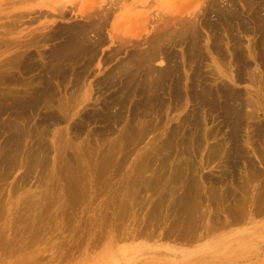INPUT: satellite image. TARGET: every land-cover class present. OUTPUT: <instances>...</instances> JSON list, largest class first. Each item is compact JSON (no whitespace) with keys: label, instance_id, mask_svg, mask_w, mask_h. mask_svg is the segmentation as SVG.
<instances>
[{"label":"rangeland","instance_id":"374dc122","mask_svg":"<svg viewBox=\"0 0 264 264\" xmlns=\"http://www.w3.org/2000/svg\"><path fill=\"white\" fill-rule=\"evenodd\" d=\"M178 1L0 0V200L3 199L0 204L4 202L6 204L0 206L4 214L0 212L2 215L0 216V219L2 218L0 220V264H229L224 258L227 252H220L223 244L228 240H231L227 243L228 253H234L232 259H236L238 264H250L253 261V264H258V261L255 262L254 259L256 257L254 252L257 253L258 250L262 253L261 257H264V239L260 241L258 238L264 235V212H258L254 208L252 216L247 218L244 216V219L239 221L229 217L230 222L222 224L223 216L235 207L237 201V204L239 203L238 199L244 196L242 194L248 192L247 203L245 197H242L243 202H241L242 198L240 199V203L244 206L239 203L240 209L243 208L244 211L249 210L252 202L256 205L264 201V195L263 198L260 197L264 193L262 191L264 189V43L262 44L264 30L259 20L255 19L258 15V18L264 22V0H257L256 4L248 5H244L239 0H215L214 8L208 9L205 20L208 19L216 25V28L202 27L199 30L200 42L193 50V54L190 52L189 42L186 44L177 40L164 46L163 53L168 49L171 54L164 57L160 55L158 58L148 60L149 62L144 61L143 57L146 58V54L150 53L149 41L154 36L157 26V24L155 26L156 18L173 16V11L176 12V9L192 10L191 0H180V5ZM187 1L191 5L188 6ZM61 5L64 6L61 8ZM220 10L225 12L236 10L239 22L237 18H234L231 24L223 22V19L221 21L219 18L221 14L218 16ZM92 20L94 23L102 22V26L97 24L98 27L93 30ZM84 23L87 26H82ZM219 23L223 25L219 26ZM79 26L92 28L91 32L90 30L87 32V42L93 46V51L87 52L91 46L88 47L85 55H81L82 57L78 55L74 47L77 45L70 42L71 40H68L64 34L71 28L72 33H68L71 36ZM99 27L100 30H98ZM221 32L224 34L221 35ZM228 37L233 41L232 39L229 41ZM61 44L64 45L61 46ZM67 45L70 46L68 51L71 53L66 52V57L56 59L55 50L61 54L69 48ZM240 50L244 52L241 53ZM233 51L236 56H233ZM237 54L243 55L240 57ZM70 56L74 58H69ZM69 60L72 62H68ZM166 69L175 70V74L172 71L171 79H167L165 83L167 85L162 87L158 97L150 98L147 94V81L154 80L155 84L157 78L166 79L164 75H160ZM178 77L180 79L177 83ZM203 84H207V87ZM224 85L225 87H220ZM180 86L181 88L178 89ZM185 86L189 87H187L188 90ZM197 87L198 89L201 87L203 91L207 90L209 92L208 94L205 92L207 96L202 90L197 91ZM216 87L220 88V92L216 91L219 90ZM49 92L52 96L48 95ZM219 93L224 94L222 98L217 95ZM203 95L205 96L202 98ZM147 96L151 99L150 101ZM32 97L38 99L33 98V100ZM211 103L215 106L220 104L224 110H222L223 107L220 109L218 106L214 107L219 108L217 111L213 110L214 105L212 104L211 107ZM242 103L243 105H239ZM226 104H233L230 106L233 109L245 107L241 108L243 112L239 113L240 115L239 111L235 112L236 115H228V120ZM138 110L140 112H137ZM234 116H236V122ZM239 116H242L241 119ZM232 122L235 125H230ZM5 126L10 129L4 128ZM229 126L233 128L236 126L239 130L234 128L237 131L231 132L233 130ZM170 134L175 135L169 137ZM229 137H231L230 140ZM198 139H201L199 145ZM235 139L237 143L234 144ZM238 146L242 149H238L239 152ZM214 147L217 149L214 150ZM186 148L187 150L190 148V151ZM162 151L163 155L167 153L165 155V158L169 157L167 160L160 155ZM221 151H224L223 154ZM240 151L245 153L241 154ZM212 152L216 156H213ZM225 152L229 153L228 156H232L227 158ZM211 153L212 155L209 156ZM159 155L166 163L161 162ZM79 159L80 161H77ZM143 162L147 169L143 167L145 166ZM231 162L234 163L233 167ZM191 164L190 168L194 167V170H189L191 171H188L189 173L186 170L183 172V166L189 167ZM176 165L182 172L178 168L174 171ZM139 168L143 171L146 169L145 176L143 171L140 173ZM227 169L230 171L229 176ZM135 170L139 172L135 173ZM159 171L163 173V177ZM176 172L181 176L174 180L179 179V182L169 178ZM66 173L70 176L67 175V177ZM155 173H159L160 178L154 177ZM135 174L139 177L142 174L146 182L142 181V178L139 183L140 179H137L139 177L133 176V178L137 177L139 183L137 184L135 178V180L130 178ZM164 174H168L166 178ZM71 175L78 176V179H71V183L73 179H76L73 181L77 182L78 186L69 185ZM128 176L131 181L132 179L134 181L128 183ZM65 177L69 178L68 181ZM161 177L166 182L162 181ZM154 178L163 186L160 187ZM193 178L199 182L196 181V184ZM213 178L218 179V182L221 179L222 181L218 183ZM82 179H84L83 182H81ZM169 179L172 184L166 186ZM184 179L188 180L184 182ZM211 179L215 181L216 184L213 182L215 185L210 182ZM150 180L151 183L153 181L159 186H157L159 190H155L157 187L153 188L155 191L152 189L156 186L155 183L151 185L152 187L149 186ZM99 181L102 182L99 183ZM189 181L194 182L191 183L193 186L196 185V190L193 191L199 196L195 195L196 198L192 194L193 198L192 195L189 198L186 197L189 203L194 200L193 204H201L197 205L200 211L195 210L194 214L199 213L201 217L199 219H203V223L200 222L202 226L195 230L191 237L186 238L178 236L174 221L180 219L182 214L179 209L183 205L181 201L188 203L187 199L184 200L183 194ZM142 182H144L143 185ZM147 182L149 184L145 187H151L152 190L144 187ZM173 182H175L174 185L176 184L174 188L178 189L177 191L173 188ZM129 184L130 186L137 184L138 188L137 186L136 190L134 186L129 188ZM224 185L229 190L232 188L237 191V193L230 191L229 195L237 200L229 196L227 199L223 197L226 200L225 203L222 202V197H219V200L216 193L217 198L212 195L214 193H210L212 196L209 197L210 200L215 197L219 201L214 202L212 199L213 203H211L208 200L210 188L218 186L219 188L215 189L220 192L223 187L225 188ZM165 186L166 189L170 187L172 190L167 192L169 190L166 191ZM163 189L167 193L164 196L167 200L159 194L160 200H166H159L161 204L166 202L160 205L157 196ZM242 189L244 193L241 192ZM256 189L263 193L258 194ZM258 195L261 201L258 200ZM178 196L183 199L180 200ZM201 196H205L204 199ZM68 198L71 201H68ZM34 200L36 202H33ZM170 203L175 205L174 208ZM220 205L221 207L227 205V208H221ZM161 206L163 207L158 211L157 207ZM3 207L7 209L3 210ZM20 210L28 212L26 214L20 212V214ZM157 211L160 213L158 214ZM213 215H219L221 223L219 221L218 224L214 220L212 223L214 226L211 225L212 230L203 227L208 224L209 217ZM56 222L63 223L59 226L55 224ZM242 235H245L246 239L237 243V237Z\"/></svg>","mask_w":264,"mask_h":264},{"label":"bare ground","instance_id":"6f19581e","mask_svg":"<svg viewBox=\"0 0 264 264\" xmlns=\"http://www.w3.org/2000/svg\"><path fill=\"white\" fill-rule=\"evenodd\" d=\"M89 1H90V0H89ZM179 1H180V0H179ZM179 1H178L177 3L180 5V2H179ZM191 1H192V2H191L192 7H193L191 11H188L187 8H186V9L184 8L185 11H184L183 9L180 10V11H179L178 9H176V12L173 11V16H168V15H167V16H163V17H159V16H158V18H156V19H157V23H155V26H156V24H157V26H156V27L154 26V27H155L154 36L152 35L153 38H151V40L149 41V42H150V47H151V48H150V53L147 52L148 54H146V58H144L145 56L143 55V56H144V57H143V60H144V61L149 62L148 60H151V59H153V58H158V57H160V55H163V57H164V55L166 56V55H168V54H171V53L169 52L168 49H167V52L165 51V53H163V52H164V46H168V43H169V42H171V43L173 42V43H174V42L177 41V40H178V42H182V43H185V42H186V44H187V42H189V49L191 50V51H190V50H189V51L191 52V54H193V53H192L193 50H195V49L197 48V46H198V44H199V42H200V34H199V30H201L202 27H203V28H204V27H205V28L207 27V28H210V29L216 28V25H214V24H213L212 22H210L208 19L205 20V18H206V14H207V12H208V9H209V8H211V9L214 8V4L216 3L215 0H191ZM212 1H214V2H212ZM239 1H242V2L244 3V5H245V4L248 5V4H253V3H255L257 0H239ZM98 2H99V1H98ZM187 2H188V6L191 5L189 1H187ZM187 2H186V3H187ZM217 2H218V1H217ZM262 2H263V1H262ZM95 3H96V1H95ZM95 3H94V4H95ZM240 3H241V2H240ZM256 3H257V2H256ZM256 3H255V4H256ZM63 4H64V3H63ZM217 4H218V3H217ZM262 4H263V3H262ZM175 5H177V4H175ZM233 5H234V4H233ZM62 6H64V5H61V8H62ZM184 6H185V5H184ZM88 7H89V5H88ZM177 7H178V6H177ZM182 7H183V6H181V8H182ZM59 8H60V6H59ZM178 8H179V7H178ZM216 8H217V7H216ZM254 8H256V6H254ZM257 8H259V6H258ZM168 9H169V8H167V10H168ZM219 9H220V7H219ZM249 9H250V8H249ZM222 10H223V9H222ZM251 10H252V9H251ZM259 10H260V9H259ZM177 11H178V12H177ZM254 11H255V10H254ZM257 11H258V10H257ZM176 13H179V14L177 15ZM238 13H240V12H238ZM249 13H250V12H249ZM160 14H161V13H160ZM174 14H176V15H174ZM184 14H186V15H184ZM219 14H221V15L219 16ZM157 15H158V14H157ZM171 15H172V14H171ZM254 15H256V14H254ZM160 16H162V14H161ZM218 16H219V18L221 19V21H222V19H223V22H227L228 24L233 23V19H234V18H237V22H239V21H238L239 16H236V10H235V12H233L232 10H230V11L227 10L226 12L220 10L219 13H218ZM90 17H91V16H90ZM258 17H259V16L256 15V16H255V19H256V20H257V19L259 20L258 22H260L261 27H262L263 30H264V22H262L263 20H260ZM260 17H261V16H260ZM100 18H102V17L100 16ZM262 18H263V17H262ZM87 19H88V18H87ZM253 20H254V18H253ZM253 20H252V21H253ZM256 20H255V22H256ZM93 21H94V20H92V22H93ZM218 21H220V20L218 19ZM88 22H89V21H88ZM90 22H91V20H90ZM96 22H97V21H96ZM214 22H215V21H214ZM234 22H235V21H234ZM86 23H87V22H86ZM93 23H94V22H93ZM203 23H205V24L203 25ZM94 24H96V25H94ZM94 24H93V30H94L95 27H98V25H99V26H102V22L94 23ZM97 24H98V25H97ZM78 25H79V24H78ZM80 25H82V24H80ZM85 25H86V24L84 23V25H82V26H85ZM91 25H92V24H91ZM222 25H223V24L219 23V26H222ZM86 26H87V25H86ZM89 26H90V25H89ZM227 26H228V27H231V28L233 27L232 25H227ZM239 26H240V24H239ZM76 27H77V26H76ZM90 27H91V26H90ZM154 27H153V28H154ZM241 27H242V26H241ZM102 28H103V27H102ZM239 28H240V27H239ZM69 29H70V30H69V31L67 30V32L65 31L64 34L66 35V37H67L68 40H71L70 42H72L73 44L77 45V47H76V46H74V47H75V49L78 51V55H79V56L83 55V54L88 50V47L90 48V46H91V48H90L87 52L90 53L91 50L93 51V48H92L93 46H92V45H89L88 42H87V41H88V40H87V39H88V38H87V37H88V36H87V35H88L87 32H88V30H90V32H91V31H92V30H91L92 28H89V27H80V26H79L78 30L75 31V33H73L71 36H70V34L68 35V33L71 32V28H69ZM97 29H98V28H97ZM100 29H101V28L99 27L98 30H100ZM234 29H235V28H234ZM236 29H237V28H236ZM145 30H146V29H145ZM153 30H154V29H153ZM227 31H229V30H227ZM232 31H233V30H232ZM232 31L230 30V32H232ZM243 31H244V30H243ZM245 31H246V29H245ZM210 32H211V31H210ZM233 32H234V31H233ZM255 32H256V31H255ZM71 33H72V32H71ZM200 33H201V32H200ZM213 33H214V35H215V31H214ZM244 33H247V32H244ZM257 33H258V32H257ZM260 33H262V32H260ZM58 34H59V33H58ZM216 34H217V32H216ZM220 34L222 35V34H224V33L221 32ZM227 34H228V33H227ZM240 34H241V33H240ZM247 34H249V33H247ZM262 34H263V33H262ZM67 35H68V36H67ZM144 35H145V34H144ZM217 35H218V34H217ZM149 36H150V35H149ZM234 36H235V35H234ZM63 37L65 38V36H63ZM147 37H148V36H147ZM53 38H54V37H53ZM224 38H225V37H224ZM233 38H234V37H233ZM236 38H237V37H236ZM225 39H226V38H225ZM228 39H229V37H228ZM231 39H232V38H231ZM231 39H229V41H231ZM226 40H227V39H226ZM224 41H225V40H224ZM232 41H233V39H232ZM239 41H240V40H239ZM239 41H238V42H239ZM64 42H66V40H65ZM68 42H69V41H68ZM147 42H148V40H147ZM234 42H237V41L234 40ZM231 43H232V42H231ZM239 43H240V42H239ZM255 43H256V41H255ZM263 43H264V42L262 41V44H263ZM92 44H94V43H92ZM213 44H214V43H213ZM233 44H235V43H233ZM241 44H242V43H241ZM62 45H64V44H61V46H62ZM65 45H66V43H65ZM94 45H95V44H94ZM214 45H215V44H214ZM226 45L228 46V44H226ZM255 45H256V44H255ZM255 45H254V46H255ZM55 46H56V45H55ZM55 46H54V47H55ZM58 46H59V45H58ZM67 46H68V45H67ZM52 47H53V46H52ZM63 47H64V46H63ZM68 47H69L68 49H65V52H64L63 49H62L61 51H63V52H62L61 54L58 53V51L55 50V52H56V54H55L56 59H57V57H63V58L66 57V55H65V54H67L66 52H69V51H70V46H68ZM208 47H209V46H208ZM212 47H213V46H212ZM217 47L219 48V46H217ZM255 47H256V46H255ZM59 48H60V47H59ZM65 48H66V47H65ZM72 48H73V46H72ZM221 48H222V47H221ZM224 48H225V47H223V49H224ZM57 49H58V48H57ZM95 49H96V48H95ZM198 49H199V48H198ZM207 49H208V48H207ZM231 49H232V48H231ZM253 49H254V48H253ZM255 49H256V48H255ZM59 50H60V49H59ZM68 50H69V51H68ZM96 50H97V49H96ZM96 50H94V51H96ZM208 50H209V49H208ZM71 51H72V49H71ZM74 51H75V50H74ZM92 51H91V52H92ZM189 51H188V52H189ZM202 51H203V50H202ZM217 51H218V50H217ZM238 51H239V50H238ZM233 52H234V51H233ZM240 52H241V50H240ZM240 52H239V53H240ZM242 52H244V50H242ZM242 52H241V53H242ZM70 53H71V52H69V54H70ZM72 53H73V52H72ZM76 53H77V52H76ZM76 53H75V54H76ZM93 53H94V52H93ZM151 53H153V54L150 55ZM195 53H197V52H195ZM195 53H194V54H195ZM217 53H218V52H217ZM220 54H221V53H220ZM230 54H231V53H230ZM243 54H244V53H243ZM243 54H241V55L237 54V55H239V56L241 57ZM246 54H247V53H246ZM19 55H20V54H19ZM23 55H24V54H23ZM84 55H85V54H84ZM149 55H150V56H149ZM234 55H235V52L233 53V56H234ZM29 56H30V55H29ZM41 56H43V55H41ZM68 56H69V55H68ZM68 56H67V57H68ZM186 56H187V55H186ZM189 56H190V55H189ZM192 56H193V55H192ZM235 56H236V55H235ZM257 56H258V55H257ZM257 56H255V57H257ZM71 57L74 58V56H70L69 58H71ZM77 57H78V56H77ZM81 57H82V56H81ZM161 57H162V56H161ZM253 57H254V56H253ZM31 58H32V57H31ZM75 58H76V57H75ZM86 58H87V57H86ZM195 58H196V56H195ZM238 58H239V57H238ZM257 58H258V57H257ZM81 59H82V58H81ZM89 59H90V58H89ZM91 59H92V58H91ZM13 60H14V58H13ZM23 60H24V59H23ZM66 60H68V58H66ZM72 60H74V59H72ZM82 60H83V59H82ZM190 60H191V59H190ZM243 60H244V57H243ZM228 61H229V60H228ZM258 61H259V60H258ZM19 62H21V61H19ZM68 62L71 63L72 61L69 60ZM241 62H242V58H241ZM244 62H245V61H243V64H244ZM23 63H24V62H23ZM23 63H22V64H23ZM218 63H219V62H218ZM229 63H230V62H229ZM12 64H13V63H12ZM26 64H27V63H26ZM222 64H223V63H222ZM19 65H20V63H19ZM87 65H88V64H87ZM229 65H231V64H229ZM244 65H245V64H244ZM143 66H144V65H143ZM199 66H200V65H199ZM58 67H59V66H58ZM145 67H146V65H145ZM45 68H46V67H45ZM53 68H55V66H54ZM68 68H69V67H68ZM148 68H149V66H148ZM149 69H152V68L150 67ZM162 69L164 70V68H162ZM52 70H53V69H52ZM74 70H75V69H74ZM83 70H84V69H83ZM153 70H154V69H153ZM160 70H161V69H160ZM64 71H65V70H64ZM150 71H152V70H150ZM150 71H148V72L150 73ZM172 71H173L174 74H175V70H173V69H172V70H171V69H166L164 72H161L160 75H164V76L166 77V79L163 78V77L157 78L155 84H154V80L151 81V82H148V81H147V84H146V87L148 88V93H147V94L150 96V98H153V97L156 98V97H158L157 95H158L159 92L161 91L162 87L167 85V84H165L166 81H167V79H171L170 76L173 74ZM176 71H178V70H176ZM27 72H28V71H27ZM56 72H57V71H56ZM157 72H158V71H157ZM237 72H238V71H237ZM239 72H240V71H239ZM239 72H238V73H239ZM241 72H242V71H241ZM59 73H60V72H59ZM77 73H78V72H77ZM79 73H80V72H79ZM79 73H78V74H79ZM138 73H139V71H138ZM153 73H154V72H153ZM60 74H61V73H60ZM62 74H63V73H62ZM240 74H241V73H240ZM136 75H137V74H136ZM160 75H159V76H160ZM197 75H198V74H197ZM235 75H236V74H235ZM79 76H81V75H79ZM159 76H158V77H159ZM200 76H201V74H200ZM61 77H62V76H61ZM139 77H140V76H139ZM45 78H46V77H45ZM201 78H202V76H201ZM16 79H17V78H16ZM40 79H41V78H40ZM136 79H137V78H136ZM179 79H180V77L177 78V81H176L177 83H178V80H179ZM203 79H204V78H203ZM193 80L195 81V79H193ZM242 80H243V79H242ZM202 81L204 82V80H202ZM23 82H24V80H23ZM25 82H26V81H25ZM137 82L141 83L140 81H137ZM199 83H201V81H200ZM204 83H206V82H204ZM27 84H28V83H27ZM183 84H184V83H183ZM197 84H198V83H197ZM25 85H26V84H25ZM137 85H138V84H137ZM170 85H171V84H170ZM201 85H202V84H201ZM203 85H205V84H203ZM206 85H207V84H206ZM206 85H205V86H206ZM136 87H137V86H136ZM182 87H183V86H182ZM185 87H186V86H185ZM187 87H188V86H187ZM187 87H186V89H187ZM201 87H202V86H201ZM201 87H199V89H200ZM206 87H207V86H206ZM220 87L223 88V87H225V85H224V86H220ZM179 88H181V86L178 87V89H179ZM188 88H189V87H188ZM195 88H196V87H195ZM202 88H203V87H202ZM216 88H217V87H216ZM169 89H170V88H169ZM183 89H184V88H183ZM192 89H193V88H192ZM199 89H198V87H197V91H199ZM205 89H206V88H205ZM217 89H219V90H216V91L220 92V88H217ZM227 89H228V88H227ZM136 90H137V89H136ZM174 90H175V89H174ZM187 90H188V89H187ZM187 90H186V91H187ZM200 90H202V89H200ZM212 90H214V89H212ZM212 90H211V91H212ZM224 90H225V88H224ZM202 91H203V90H202ZM214 91H215V90H214ZM221 91H222V89H221ZM54 92H55V91H54ZM168 92H169V91H168ZM180 92H181V91H180ZM190 92H191V88H190ZM192 92H193V91H192ZM192 92H191V93H192ZM203 92H204V94H206L208 91H207V90H206V91L204 90ZM205 92H206V93H205ZM232 92H233V91H232ZM232 92H230V93H232ZM38 93H39V92H38ZM40 93H41V91H40ZM43 93H44V92H43ZM47 93H48V92H47ZM50 93H51V92H49L48 95H51ZM186 93H188V92H186ZM186 93H184V94H186ZM195 93H197V92H195ZM208 93H209V92H208ZM208 93H207V94H208ZM216 93H217V92H216ZM233 93H234V92H233ZM233 93H232V94H233ZM41 94H42V93H41ZM41 94H40V99H42V98H41ZM45 94H46V93H45ZM168 94H169V93H168ZM171 94H172V93H171ZM174 94H175V93H174ZM188 94H189V93H188ZM188 94H187V95H188ZM197 94H198V93H197ZM207 94H206V96H207ZM222 94H223V93H222ZM222 94L219 93V94H217V95H218V96L220 95L221 98H222ZM46 95H47V94H46ZM46 95H45V96H46ZM169 95H170V94H169ZM182 95H183V94H182ZM199 95H200V94H199ZM209 95H210V94H209ZM211 95H212V94H211ZM211 95H210V96H211ZM223 95H224V94H223ZM37 96H38V94H37ZM51 96H52V95H51ZM51 96H49V97L52 98ZM175 96H176V95H175ZM177 96H178V95H177ZM204 96H205V95H203V96H201V97L203 98ZM210 96H209V97H210ZM173 97H174V96H173ZM197 97H198V96H197ZM201 97H200V98H201ZM33 98L36 99L35 97H32V99H33ZM47 98H48V96H47ZM147 98H148V96H147ZM159 98H160V97H159ZM178 98H180V96H178ZM212 98H213V97H212ZM218 98H219V97H218ZM34 99H33V100H34ZM37 99H38V98H37ZM37 99H36V100H37ZM54 99H55V98H54ZM148 99H149V98H148ZM196 99H197V98H196ZM213 99H214V98H213ZM224 99H225V98H224ZM224 99H223V100H224ZM36 100H35V101H36ZM55 100H57V99H55ZM150 100H151V99H149V101H150ZM153 100H154V99H153ZM193 100H194V99H193ZM223 100H222V101H223ZM29 101H31V100H29ZM29 101H28V102H29ZM149 101H148V102H149ZM159 101H160V99H159ZM47 102H48V101H47ZM152 102H153V101H152ZM154 102H155V100H154ZM156 102H157V100H156ZM163 102H164V101H163ZM192 102H193V101H192ZM202 102H203V101H202ZM229 102H230V101H229ZM235 102H236V101H235ZM238 102H239V101H238ZM32 103H33V102H32ZM32 103H31L30 105H32ZM34 103H35V102H34ZM36 103H37V102H36ZM51 103H53V102H51ZM198 103H199V102H198ZM209 103H210V102H209ZM218 103H219V102H218ZM240 103H241V102H240ZM158 104H159V102H158ZM160 104H161V103H160ZM207 104H208V103H207ZM212 104L214 105V106H213V110L216 109V108H214V107H217V106H218L219 108H220V107H223V106H221L220 104H219L220 106H219V105L215 106L214 103H211V104H210L211 107H212ZM233 104L236 106L235 103H233ZM233 104H231V105H233ZM34 105H35V104H34ZM153 105H154V104H153ZM200 105H202V104H200ZM200 105H199V106H200ZM222 105H223V104H222ZM226 105H227V104H226ZM228 105H229V104H228ZM228 105L225 107V111H226V113H227V115H226L227 117H228V115H236V113H237L238 111H239L238 114H239V113L242 114V112H243L242 109L246 106L245 103H244L245 106H243V108L240 107V108L236 109V108L234 107L235 109H233V108L230 107L231 105H229V106H228ZM237 105H238V104H237ZM239 105H243V103H242V104H239ZM56 106H57V105H56ZM224 106H225V105H224ZM28 107H29V106H28ZM33 107H34V106H33ZM237 107H238V106H237ZM200 108H201V107H200ZM202 108H204V107H202ZM205 108H206V107H205ZM219 108H217V109H219ZM241 108H242V109H241ZM25 109H26V108H25ZM209 109H210V108H209ZM217 109H216V111H217ZM220 109H221V108H220ZM22 110H23V109H22ZM198 110H199V109H198ZM222 110H224V107L222 108ZM222 110H219V111L221 112ZM51 111H52V110H51ZM53 111H54V110H53ZM49 112H50V111H49ZM131 112H132V111H131ZM137 112H140V110H138ZM141 112H142V111H141ZM235 112H236V113H235ZM63 114H64V112H63ZM221 114H222V113H221ZM45 115H46V114H45ZM45 115H44V116H45ZM49 115H52V114H49ZM193 115H194V114H193ZM222 115H225V114L223 113ZM239 115H240V114H239ZM93 116H94V115H93ZM98 116H99V115H98ZM101 116H102V115H101ZM135 116H136V115H135ZM226 116H225V118H226ZM237 116H238V115H237ZM248 116H249V115H248ZM41 117H42V116H41ZM49 117H50V116H49ZM51 117L53 118L54 116H51ZM96 117H97V116H96ZM96 117H95V118H96ZM235 117H236V116H234V119H235V122H236V118H235ZM241 117H242V116H241ZM241 117L239 116L240 119H241ZM190 118H191V119H190ZM190 118H188V120H189V119L192 120V117H190ZM195 118H196V117H195ZM195 118H194V119H195ZM225 118H224V119H225ZM230 118H231V116H230ZM239 118H237V119H239ZM133 119H134V118H133ZM232 119H233V118H232ZM232 119H231V120H232ZM245 119H246V118H245ZM61 120H62V119H61ZM180 120H181V119H180ZM183 120H184V119H183ZM185 120H186V119H185ZM228 120H229V117H228ZM42 121H43V120H42ZM57 121H58V120H57ZM225 121H226V123H227V120H225ZM232 121L234 122V120H232ZM197 122H199V121H197ZM197 122H196V123H197ZM233 122H232L230 125H232V124L235 123V122H234V123H233ZM237 122L240 123V121H238V120H237ZM82 123H83V122H82ZM115 123H117V122H115ZM192 123H193V122H192ZM192 123H191V124H192ZM194 123H195V122H194ZM239 123H236V124L239 125ZM184 124H185V123H184ZM228 124H229V123H228ZM80 125H81V124H80ZM194 125H195V124H194ZM196 125H198V124H196ZM234 125H235V124H234ZM240 125H241V124H240ZM78 126H79V125H78ZM197 127H199V126H197ZM229 127H230V126H229ZM4 128H7V129H8L9 127H6V126H5ZM77 128H78V127H77ZM79 128H80V127H79ZM79 128H78V129H79ZM81 128H82V127H81ZM81 128H80V129H81ZM230 128L233 130V131H231V132H234V131H235L234 128H237V127L235 126V127L233 128V126H231ZM9 129H10V128H9ZM237 129H238V128H237ZM18 130H19V129H17V131H18ZM238 130H239V129H238ZM4 131H5V130H4ZM4 131H3V132H4ZM17 131H15V132H17ZM19 131H20V130H19ZM197 131H198V130H197ZM199 131H200V130H199ZM236 131H237V130H236ZM236 131H235V132H236ZM5 132H6V131H5ZM231 132H230V133H231ZM238 132H239V131H238ZM176 133H177V132H176ZM18 134H19V132H18ZM198 134H199V132H198ZM231 134H232V133H231ZM15 135H16V137H17V134H16V133H15ZM15 135H14V137H15ZM171 135L174 136L175 134H174V135H173V134H170L169 137H172ZM196 135H197V134H196ZM196 135H195V136H196ZM232 136L234 137L233 134H232ZM11 137H13V136H11ZM19 137H21L20 134H19ZM175 137H176V136H175ZM235 137H236V136H235ZM187 138H188L187 140L190 141L189 137H187ZM193 138H194V137H193ZM198 138H199V137H198ZM230 138H231V137H229V140H230ZM180 139H181V138H180ZM180 139H179V140H180ZM182 139H183V138H182ZM182 139H181V140H182ZM195 139H197V138H195ZM16 140H18V139H16ZM198 140H199V141H198V145H199L201 139H198ZM234 141H235V142H234ZM14 142H15V141H14ZM195 142H197V141H195ZM164 143H165V142H164ZM182 143H184V141H183ZM233 143H234V144L237 143V142H236V139L233 140ZM13 144H14V143H13ZM13 144H11V145H13ZM18 144H19V143H18ZM165 144H167V143H165ZM168 144H169V143H168ZM225 144H226V143H225ZM225 144H224V145H225ZM14 145H15V144H14ZM16 145H17V144H16ZM42 145H43V144H42ZM42 145H40V146H42ZM163 145H164V144H163ZM163 145H162V146H163ZM189 145H191V144H189ZM219 145H220V148H221V144H219ZM196 146H197V144H196ZM6 147H7V146H6ZM10 147H11V146H10ZM10 147H9V148H10ZM18 147H19V146H18ZM168 147H169V145H168ZM185 147H186V146H185ZM187 147H188V146H187ZM189 147H190V146H189ZM238 147H239V146H238ZM13 148H14V146H13ZM42 148H43V147H42ZM164 148H165V147H164ZM166 148H167V146H166ZM194 148H195V147H194ZM215 148L217 149V147H214V150H215ZM223 148H224V147H223ZM189 149H190V148H188V150H187V148H186L187 151H190ZM230 149H231V148H229V150H230ZM238 149H241V148L239 147V148H237V150H238ZM9 150H10V149H9ZM20 150H21V149H20ZM221 150H222V149H221ZM241 150H242V149H241ZM10 151H12V150H10ZM10 151H9V152H10ZM16 151H17V150H16ZM169 151H170V150H169ZM184 151H185V150H184ZM216 151H217V150H216ZM216 151H215V152H216ZM224 151H225V150H224ZM224 151H223V152H224ZM227 151H228V150H227ZM20 152H21V151H20ZM164 152H165V151H164ZM221 152H222V151H221ZM223 152H222V154H223ZM229 152H230V151H229ZM235 152H237V151H235ZM238 152H239V150H238ZM240 152H242L241 154H243L244 151H240ZM6 153H7V152H6ZM29 153H30V152H29ZM182 153H183V152H182ZM182 153H181V154H182ZM212 153H214V152H212ZM212 153H211L209 156H211ZM217 153H218V152H217ZM225 153H227V152H225ZM225 153H224V154H225ZM231 153H232V152H231ZM244 153H245V152H244ZM159 154H160V152H159ZM166 154H167V153H166ZM166 154H165V155H166ZM168 154H169V153H168ZM172 154H173V153H172ZM185 154H187V153H185ZM188 154H189V153H188ZM188 154H187V155H188ZM191 154H192V153H191ZM191 154H190V155H191ZM2 155H3V153H2ZM5 155H6V154H5ZM14 155H15V154H14ZM24 155H25V154H24ZM29 155H30V154H29ZM151 155H153V154H151ZM156 155L158 156V154H156ZM156 155H155V158H157ZM160 155H163V151H162V154H160ZM160 155H159V156H160ZM165 155H163L162 158H165V157H166ZM187 155H185V156H187ZM228 155H229V153L226 154V157H227ZM15 156H16V155H15ZM71 156H72V155H71ZM86 156H87V155H86ZM175 156H176V155H175ZM213 156H216V154L214 153ZM231 156H232V155H231ZM231 156H228L227 158H230ZM7 157L9 158L10 155L7 156ZM27 157H28V154H27ZM27 157H26V158H27ZM35 157H36V156H35ZM76 157H79V155H78V156L76 155ZM147 157H148V156H147ZM152 157H154V156H152ZM179 157H180V155H179ZM190 157H191V156H190ZM234 157H235V155H234ZM2 158H3V157H2ZM4 158H5V156H4ZM39 158H40V157H39ZM79 158H81V156H80ZM143 158H144V157H143ZM158 158L161 159V156L158 157ZM168 158H169V157H167V158H165V159L167 160ZM181 158H182V157H181ZM5 159H6V158H5ZM16 159H17V158H16ZM37 159H38V158H37ZM41 159H42V157H41ZM74 159H75V158H74ZM165 159H164V160H165ZM212 159H213V158H212ZM214 159H215V158H214ZM214 159H213V160H214ZM233 159H235V158H233ZM246 159H247V158H246ZM6 160H7V159H6ZM45 160H46V159H45ZM143 160H144V159H143ZM166 160H165V161H166ZM226 160H227V159H226ZM230 160H231V159H230ZM7 161H8V160H7ZM30 161H31V160H30ZM30 161H29V162H30ZM71 161H72V160H71ZM77 161H80V159L77 160ZM84 161H85V160H84ZM105 161H106V160H105ZM145 161H146V160H145ZM148 161H149V160H148ZM162 161H163V160L161 159V162H162ZM231 161H232V160H231ZM234 161H235V160H233V162H234ZM13 162H14V161H13ZM73 162H74V161H73ZM161 162H160V160H159V163H161ZM163 162H164V161H163ZM227 162H229V161H227ZM251 162H252V161H251ZM44 163H46V162L44 161ZM68 163H69V162H68ZM78 163H79V162H78ZM81 163H82V162H81ZM81 163H80V164H81ZM141 163H142V162H141ZM164 163H166V162H164ZM167 163H168V161H167ZM169 163H170V162H169ZM182 163H183V162H182ZM234 163H237V162L235 161ZM234 163L232 164V162H231L232 167L234 166ZM143 164H145V162H143ZM225 164H226V163H225ZM225 164H224V165H225ZM231 164H230V165H231ZM8 165H9V164H8ZM75 165H76V164H75ZM75 165H73V166H75ZM82 165H84V164L82 163ZM173 165H174V164H173ZM177 165H178V164H177ZM177 165H176V166H177ZM230 165H229V166H230ZM245 165H246V164H245ZM141 166H142V165H141ZM141 166H140V168H141ZM145 166H146V164H145ZM145 166H143V167L147 169V166H146V167H145ZM181 166H182V164L179 165V168H180ZM191 166H192V164H191L189 167H187V166H183V167H184V171H183V172H185V170H186V172H188V171L191 170V169H192V171H193V170H194V167H193V168H190ZM226 166H228V164H226ZM236 166H237V165H236ZM69 167H71V166L69 165ZM83 167H84V166H83ZM230 167H231V166H230ZM246 167H247V166H246ZM253 167H254V166H253ZM79 168H81V167H79ZM137 168H138V167H137ZM140 168H139V171H140V173H141L143 170H140ZM144 168H143V169H144ZM175 168H176V169H175ZM175 168H174V171L177 170L178 166L175 167ZM179 168H178V169H179ZM251 168H252V167H251ZM76 169H77V168H76ZM82 169H83V168H82ZM146 169L143 171L144 174L142 173L144 176H145V174H146V172H147ZM180 169H181V168H180ZM180 169H179V171H180ZM228 169H229V168H228ZM228 169H227V170H228ZM70 170H71V169H70ZM73 170H75V169H73ZM84 170H86V168H85ZM88 170H89V169H88ZM148 170H149V169H148ZM232 170H233V168H232ZM59 171H60V170H59ZM78 171H79V170H78ZM89 171H90V170H89ZM89 171H88V173H89ZM91 171H93V170H91ZM139 171H138V170H137V171L135 170L134 172H135V173H138ZM160 171H161V169H160ZM160 171H159V173H160ZM235 171H236V170H235ZM251 171H252V170H251ZM255 171H256V170H255ZM71 172H73V171H71ZM71 172H70V173H71ZM148 172H149V171H148ZM155 172H157V171L155 170ZM162 172H164V171H162ZM180 172H182V171H180ZM189 172H191V171H189ZM189 172H188V173H189ZM229 172H230V171L228 170V172H227V173H228V176H229ZM256 172H258V171H256ZM76 173H77V172H75V174H76ZM86 173H87V171H86ZM86 173H85V174H86ZM159 173H158V174H159ZM164 173H168V172H164ZM225 173H226V172H225ZM258 173H259V172H258ZM56 174H57V173H56ZM62 174H63V173H62ZM62 174H61V175H62ZM73 174H74V172H73ZM73 174H72V175H73ZM83 174H84V173H83ZM95 174H96V173H95ZM101 174H102V172H101ZM132 174H133V173H132ZM142 174H141V177H139L138 174H137V175L135 174V175H132V177L130 176V178H133V176H137V177H139V178H137V177H134V178H135V179H136V178H137V179H140V180H139V183H140V181H141L142 178H143L142 181L146 182L145 177H143ZM156 174H157V173H155V175H156ZM158 174H157L156 176L154 175V177H158ZM160 174H161L162 177H163V173H160ZM182 174H183V173H182ZM194 174H195V173H194ZM194 174H193V175H194ZM67 175L70 176L69 173H66V176H67ZM72 175H71L70 179L67 178L68 176L65 177V179L67 178V181H68V179H69V182H70V183H71V179H72V178H77V179H78V176H77V177H74V176L72 177ZM86 175H87V174H86ZM130 175H131V174H130ZM161 175H159L158 178H160ZM164 175H165V174H164ZM167 175H168V174H167ZM167 175H165L164 178H166ZM221 175H222V174H221ZM256 175H257V174H256ZM262 175H263V174H262ZM95 176H96V175H95ZM101 176L103 177V175H101ZM151 176H152V175H151ZM179 176H181V175H180L179 173L176 172L175 174L170 175L169 178H170V179L173 178V179H171V180H174V179H176V178L179 177ZM194 176H195V175H194ZM194 176H193V177H194ZM225 176H226V175H225ZM246 176H247V175H246ZM248 176H249V175H248ZM53 177H54V176H53ZM57 177H58V175H57ZM61 177H64V176H61ZM86 177H87V176H86ZM86 177H85V180H86ZM96 177H97V176H96ZM96 177H95V178H96ZM162 177H161V179H162V181H164L165 179L163 180ZM210 177H211V176H210ZM210 177H209V178H210ZM226 177H227V176H226ZM59 178H60V177H59ZM80 178H81V176H80ZM127 178H129V176H128ZM130 178H129V180H128V183L131 181ZM134 178H133V179H134ZM146 178H148V177H146ZM204 178H205V176H204ZM211 178H212V177H211ZM222 178H223V177H222ZM88 179H89V178H88ZM104 179H105V178H104ZM133 179H132V181L135 180V179H134V180H133ZM137 179H136L135 181H137ZM148 179H149V178H148ZM155 179H156V178H154V181H155V182L157 181V184H158L159 180H155ZM167 179H168V178H167ZM170 179H169V182H170ZM193 179H194V178H193ZM213 179L217 180L216 182H218V179H216V178H213ZM213 179H211V181H210L212 184H213V182L215 183V181H214ZM226 179H228V177H227ZM247 179H248V178H247ZM73 180L76 181V179H73ZM73 180H72V183H71V184L69 183L70 186H71V185H72V186L77 185V184H76L77 182H74ZM83 180H84V179H82V181H81V180H79V181L83 182ZM93 180H94V179H93ZM187 180H188V179H187ZM187 180L184 179V182L187 181ZM197 180H198V176H197ZM197 180L194 179L195 183H196ZM206 180H208V179H206ZM223 180H224V179H223ZM252 180H253V179H252ZM79 181H78V182H79ZM132 181H131V182H132ZM147 181H148V180H147ZM162 181H161V183H162ZM174 181H175V180H174ZM176 181L179 182V179H177ZM176 181H175V182H176ZM208 181H209V180H208ZM221 181H222V179H221ZM221 181H219V182H221ZM227 181H228V180H227ZM237 181H238V180H237ZM256 181H257V180H256ZM61 182H62V181H61ZM73 182H74V184H73ZM88 182H89V181H88ZM101 182H102V181H99V183H101ZM103 182H104V180H103ZM123 182H124V181H123ZM144 182H142L141 184L143 185ZM155 182L152 181V183H151V180H150V181H149L150 184L147 182V185H144V187H145V186H148V184H149V186H151V185H152L153 183H155ZM165 182H166V180H165ZM169 182H167L168 184H167L166 186H170L169 184H172V182H170V183H169ZM175 182H173V188H174V186L176 185V184L174 185ZM180 182H181V181H180ZM189 182H190V183H189ZM189 182H187V184L185 183L187 188H185V192H184V194L181 192V193L183 194V198H185L184 200H186L187 197L189 198V196L192 195V194H193L194 196H195V195H196V196H197V195L199 196V194H197L195 191H193V190H196V188H195L196 185H195V186L192 185L194 182H192V181H189ZM197 182H199V181H197ZM204 182H205V181H204ZM219 182H218V183H219ZM250 182H251V181H250ZM254 182H255V181H254ZM55 183H56V182H55ZM99 183H98V184H99ZM104 183H105V182H104ZM139 183H138V181H137V184H139ZM163 183H164V182H163ZM182 183H183V182H182ZM182 183H181V184H182ZM188 183H189V184H188ZM191 183H192V184H191ZM211 183H210V184H211ZM61 184H62V183H61ZM80 184H81V183H80ZM102 184H103V183H102ZM121 184H122V183H121ZM137 184H136V185L132 184V185H131L132 187H131L130 184H129V186H130L129 188H133V186H134V187H135L134 189L136 190V189L138 188V185H137ZM141 184H140V186H141ZM155 184H156V183H155ZM157 184H156L155 187H152V186H151L152 189H153V188H156L160 183H159L158 185H157ZM177 184H179V183H177ZM183 184H184V183H183ZM183 184H182V187L185 185V184H184V185H183ZM196 184H197V183H196ZM198 184H199V183H198ZM205 184H206V182H205ZM215 184H216V183H215ZM215 184H213V185H215ZM244 184H246V183H244ZM200 185H201V184H200ZM230 185H231V184H230ZM230 185H229V186H230ZM233 185H234V184H233ZM59 186H60V185H59ZM70 186H69V187H70ZM77 186H78V185H77ZM82 186H83V185H82ZM84 186H85V185H84ZM105 186H106V184H105ZM136 186H137V188H136ZM140 186H139V187H140ZM161 186H163V185L160 184V187H161ZM166 186H165L164 189L167 188ZM201 186H203V185H201ZM206 186H207V185H206ZM211 186H212V185H211ZM219 186H220V185H219ZM221 186H222V185H221ZM221 186H220V187H221ZM224 186H225V185H224ZM259 186H260V185H259ZM259 186H258V187H259ZM64 187H65V186H64ZM79 187H80V186H79ZM151 187H148V188H150V190H152ZM158 187H159V186H158ZM158 187H157L155 190H157V189L159 190ZM216 187H218V186H215V188H216ZM75 188H77V187L75 186ZM84 188H85V187H84ZM141 188H142V186H141ZM141 188H140V189H141ZM145 188H147V187H145ZM148 188H147V190H149ZM178 188H179V187H178ZM206 188H207V187H206ZM212 188H213V187L210 188V192L208 191L209 188L206 189V190H207L206 192H207V193L209 192L208 195H210V193H211V194H212V193H214V194L216 193V194L218 195V199H219V197H222V198L224 197V198L227 199V197L230 195V191H234V189H232V188H231L232 190H231V189L229 190L226 186H225V188L223 187V188L220 190V192L217 191L215 188H213V190H211ZM218 188H219V187H218ZM259 188H260V187H259ZM261 188H262V187H261ZM263 188H264V187H263ZM54 189H55V188H54ZM54 189H53V190H54ZM59 189H60V187H59ZM59 189H58V190H59ZM134 189H133V190H134ZM142 189H143V188H142ZM142 189H141V190H142ZM164 189L162 190L161 193H158V196H157V197H159V196L162 195V196H163L162 198H165V199L167 198V197H164V196H166V194H167L166 191L169 190V191H167V192H170V191L172 190V188L169 187L168 189H166V191H164ZM170 189H171V190H170ZM174 189H175L176 191L178 190V189H176V188H174ZM174 189H173V190H174ZM199 189H200V186H199ZM243 189H245V187H243ZM243 189H242V191H241L242 193H244V192H243ZM247 189H248V186L246 187V190H247ZM257 189H258V188H257ZM257 189H256V190H257ZM55 190H56V189H55ZM79 190H80V189H79ZM125 190H127V189H125ZM141 190H140V192H141ZM147 190H146V191H147ZM153 190H154V189H153ZM155 190H154V191H155ZM186 190H187V193H186ZM246 190H245V192H246ZM256 190H255V191H256ZM64 191H65V190H64ZM82 191H83V190H82ZM85 191H86V190H85ZM211 191H214V192H211ZM258 191H259V190L256 191L258 194H259V193L262 194V193L264 192V189L262 190L263 192H262V191H259V192H258ZM129 192H130V191H129ZM143 192H144V191H143ZM197 192H198V193H200V192L202 193V191H197ZM234 192L237 193L236 190H235ZM234 192H233V193H234ZM55 193H56V192H55ZM123 193H124V192H123ZM151 193H152V192H151ZM163 193H164V194H163ZM175 193L177 194V192H175ZM195 193H196V194H195ZM236 193H235V194H236ZM242 193H241V194H242ZM63 194H64V193H63ZM159 194H161V195H159ZM170 194H171V193H170ZM214 194H212V195H213V196H216V198H217V195H216V194L214 195ZM245 194H246V196H245ZM245 194H242V195H244V196H241V197L239 196V197H240V198L238 199V200H239V203H240V201H241L240 199H241L242 197H245L244 199H246L245 202L247 203V199H248L247 194H248V192L245 193ZM111 195H112V194H111ZM130 195H131V194H130ZM193 195H192V198H193ZM231 195H233V194H231ZM238 195H239V194H238ZM238 195H237V196H238ZM263 195H264V193L262 194V196L260 195V197L263 198ZM40 196H41V195H40ZM66 196H67V195H66ZM75 196H76V195H75ZM75 196H74V197H75ZM112 196H113V195H112ZM117 196H119V194H118ZM179 196H181V195H179ZM179 196H178V197H179ZM186 196H187V197H186ZM196 196H195V197H196ZM255 196H256V194H255ZM56 197H57V196H56ZM58 197H59V196H58ZM62 197H63V196H62ZM168 197H169V194H168ZM181 197H182V196H181ZM201 197L203 198V197H205V196H201ZM209 197H212V196H211V195L208 196V200H209V201H211V200L213 199L212 201L215 202V200H217V199H215V197L211 198V200H210ZM229 197H230V196H229ZM229 197H228V198H229ZM234 197H236V196H234ZM246 197H247V198H246ZM257 197H259V195H258ZM260 197H259L258 200L261 201ZM38 198H39V197H38ZM52 198H54V197H52ZM70 198H71V197H70ZM160 198H161V197L158 198V201L160 200ZM183 198H182V199H183ZM190 198H191V197H190ZM192 198H191V199H192ZM196 198H197V197H196ZM224 198H223V201H222V202H225V203H226V200H224ZM230 198H231V199H234L233 196L230 197ZM58 199H59V198H58ZM58 199H57V200H58ZM60 199H61V198H60ZM64 199H65V198H64ZM64 199H63V200H64ZM72 199H73V198H72ZM156 199H157V198H156ZM165 199H161L160 201L165 200ZM179 199H180V197H179ZM182 199H180V200H182ZM191 199H190V200H191ZM203 199H204V198H203ZM206 199H207V198H206ZM1 200L3 201V199H1ZM1 200H0V201H1ZM28 200H29V199H28ZM30 200H32V199H30ZM54 200H55V199H54ZM69 200H70V199L68 198V201H69ZM166 200H167V199H166ZM166 200H165V201H166ZM180 200H179V202H180ZM188 200H189V199H187L186 201H188ZM219 200H220V199H219ZM229 200H230V199H229ZM229 200H228V201H229ZM234 200H237V199L235 198ZM253 200H254V199H253ZM258 200L255 201V202L257 203ZM60 201H61V200H60ZM66 201H67V200H66ZM70 201H71V200H70ZM120 201H121V200H120ZM160 201H159L160 205L164 204V202H165V201H164V202L161 204ZM191 201H192V200H191ZM193 201H194V200H193ZM193 201L190 202V203H189V201H188V203H187V202L185 203V201H181V202L183 203L182 206H181V203H180V206H181V207H179V209H181L182 214H181V216H180V219H176V220L174 221V222H175V225L177 226V230H176V231L178 232V236H179V237H180V236H181V237H184V236H185L186 238H187V237H191V236H192L191 234H193V232H194L195 230H198V229L202 226V223H203L202 220H203V219H199V218H201V217H200V214L197 213V212H196V213H197L199 216L196 215V214H194L195 210H197L198 212L200 211V207L198 206V207H199V210H198L197 205H198V204L201 205V204L198 203V201H197V202L195 201L196 203H198L197 205H195V204H193ZM212 201H211V203H213ZM228 201H227V202H228ZM243 201H244V200H243V198H242V201H241V202H243ZM29 202H30V201H29ZM33 202H36V201L34 200ZM51 202H53V201H51ZM62 202H63V201H62ZM156 202H157V201H156ZM169 202H170V201H169ZM203 202H204V201H203ZM217 202H219V201L217 200ZM220 202H221V201H220ZM231 202H232V201H231ZM237 202H238V201H237ZM237 202H236L235 207H233V209H231L230 212L226 213V214L223 216L222 219H223L224 221H222V224H223V223L226 224L227 222H230V220H228L229 217L234 218V221H239V220L244 219V216H245V218H247L248 216H252V215H253V211H252V210H255V209H256L258 212H264V201H262L261 204H260V202H259V204H256V205H255L254 202H252V203H251V204H252V207H251V204H250V206H249V210H248V211H246L247 209H246L245 211L243 210V208L240 209V207H239V203L237 204ZM25 203H27V202H25ZM25 203H24V205H25ZM31 203H32V202H31ZM53 203H55V202H53ZM53 203H52V204H53ZM67 203H69V202H67ZM125 203H126V202H125ZM125 203H124V204H125ZM153 203H154V202H153ZM157 203H158V202H157ZM159 203H158V204H159ZM171 203H173V202H171ZM171 203H170V204H171ZM209 203H210V202H209ZM211 203H210V204H211ZM225 203H222V204H225ZM21 204H22V203H21ZM28 204H29V203H28ZM41 204H42V203H41ZM45 204H46V203H45ZM49 204H50V202H49ZM49 204H48V205H49ZM52 204H51V205H52ZM55 204H57V203H55ZM59 204H60V203H59ZM62 204H63V203H62ZM105 204H106V202H105ZM165 204H166V202H165ZM216 204H217V203H216ZM227 204L230 205V203H227ZM231 204H232V203H231ZM240 204L242 205V203H240ZM244 204H245V203H244ZM1 205H6V204H5V202H4L3 204L1 203L0 206H1ZM48 205H47V206H48ZM67 205H68V204H67ZM125 205H126V204H125ZM160 205H158V207H159ZM167 205H168V204H167ZM245 205H246V204H245ZM55 206H57V205H55ZM156 206H157V205H156ZM171 206H172V208H174L175 205L173 206V204H171ZM194 206H196L197 208L194 207ZM242 206H244V205H242ZM19 207H20V205H19ZM39 207H40V206H39ZM51 207H52V206H51ZM51 207H50V209H51ZM105 207H106V206H105ZM158 207H157V209H158V211H160V209H161L163 206H161L160 208H158ZM164 207H165V206H164ZM220 207H221V205H220ZM223 207H224V208H227V205H226V207H225V206H222L221 208H223ZM4 208H5V207H3V210L7 209V208H5V209H4ZM28 208H29V207H28ZM35 208H36V207H35ZM37 208H38V207H37ZM46 208H47V207H46ZM48 208H49V207H48ZM54 208H55V207H54ZM58 208H59V207H58ZM68 208H69V206H68ZM72 208H73V206H72ZM254 208H255V209H254ZM0 209H1V208H0ZM24 209H26V208H24ZM44 209H45V208H44ZM50 209H49V211H50ZM74 209H75V208H74ZM104 209H105V208H104ZM169 209H170V211H172V210H171V207H169ZM244 209H245V208H244ZM1 210H2V209H1ZM1 210H0V212L2 213ZM52 210H53V209H52ZM65 210H66V209H65ZM67 210L69 211V209H67ZM126 210H127V209H126ZM162 210H163V209H162ZM221 210H222V209H221ZM241 210H243V212H242ZM22 211H23V210H22ZM33 211H34V210H33ZM71 211H72V210H71ZM158 211H157V212H158ZM176 211H178V209H176ZM3 212H4V211H3ZM20 212H21V210L19 211V213H20ZM24 212H25V214H26V212H28V211H24ZM24 212H21V213L24 214ZM30 212H31V211H30ZM39 212H40V211H39ZM39 212H38V214H39ZM41 212H42V211H41ZM46 212H47V211H46ZM55 212H56V211H55ZM58 212H60L59 209H58ZM61 212H62V211H61ZM72 212H73V211H72ZM99 212H100V211H99ZM104 212L106 213L107 211L105 210ZM130 212H131V211H130ZM148 212H149V211H148ZM167 212H168V211H167ZM186 212H187V213H186ZM213 212H214V211H213ZM245 212H246V213H245ZM1 213H0V214H1ZM21 213H20V214H21ZM34 213H35V212H34ZM44 213H45V212H44ZM47 213H48V212H47ZM47 213H46V214H47ZM70 213H71V212H70ZM159 213H160V212H158V214H159ZM162 213H163V212H162ZM173 213H174V212H173ZM2 214H3V213H2ZM20 214H19V215H20ZM31 214H32V213H31ZM38 214H37V215H38ZM40 214H41V213H40ZM62 214H64V213H62ZM71 214H72V213H71ZM174 214H176V213H174ZM202 214H203V213H202ZM3 215H4V214H3ZM27 215H28V214H27ZM27 215H25V216H27ZM42 215H43V214H42ZM60 215H61V214H60ZM97 215H98V214H97ZM160 215H161V214H160ZM203 215H204V214H203ZM203 215H202V216H203ZM0 216H2V215H0ZM13 216H14V215H13ZM29 216H31V215H29ZM63 216H65V215H63ZM103 216H104V215H103ZM103 216H102V217H103ZM105 216H106V215H105ZM105 216H104V217H105ZM38 217H39V215H38ZM38 217H37V218H38ZM40 217H41V216H40ZM42 217H43V216H42ZM42 217H41V218H42ZM20 218H21V217H19V219H20ZM27 218H28V217H27ZM71 218H72V217H71ZM99 218H101V217H99ZM151 218H152V217H151ZM1 219H2V218H1ZM1 219H0V220H1ZM15 219H16V217H15ZM23 219H24V218H23ZM34 219H35V218H34ZM101 219H102V218H101ZM27 220H28V219H27ZM42 220H43V219H42ZM42 220H41V222H42ZM62 220H63V219H62ZM64 220H66V219H64ZM211 220H213V221H211ZM214 220H215V222H217V223H218L219 221H220V223H221V217H220L219 215H213V216H210V217H209V219H208V221H207L208 224H206V225L203 226V227H205V228H207V229L210 230V229L212 228L211 225L214 226V224H212V223H214ZM30 221H31V219H30ZM30 221H29V222H30ZM43 221H44V220H43ZM45 221H46V220H45ZM96 221H97V220H96ZM149 221H151V220H149ZM152 221H153V220H152ZM156 221H157V220H156ZM2 222H3V221H2ZM27 222H28V221H27ZM29 222H28V223H29ZM200 222H202V223H200ZM22 223H23V221H22ZM31 223H32V222H31ZM45 223H46V222H45ZM61 223H63V222H61ZM61 223H60V224H61ZM156 223H157V222H156ZM198 223H199V224H198ZM204 223H205V222H204ZM217 223H216V224H217ZM33 224H34V223H33ZM35 224H36V223H35ZM35 224H34V225H35ZM55 224H58V223L56 222ZM60 224H58V225L61 226ZM97 224H98V223H97ZM99 224H100V223H99ZM101 224H102V223H101ZM218 224H219V223H218ZM229 224H230V223H229ZM49 225H50V223H49ZM64 225H65V222H64ZM37 226H38V225H37ZM43 226H44V225H43ZM56 226H57V225H56ZM34 227H35V226H34ZM47 227H48V226H47ZM6 228H7V227H6ZM32 228H33V227H32ZM59 228H60V227H59ZM98 228H99V226H98ZM169 228H170V227H169ZM174 228H175V227H174ZM166 229H167V228H166ZM167 230H170V229H167ZM172 230H173V229L171 228V231H172ZM174 230H175V229H174ZM211 230H212V229H211ZM43 232H44V231H43ZM95 232H96V231H95ZM52 233H53V232H52ZM92 233H93V232H92ZM100 233H101V232H100ZM103 233H104V232H103ZM170 233H172V232H170ZM32 234H33V233H32ZM44 234H45V233H44ZM170 236H171V234H170ZM178 236H176V237H178ZM0 237H1V236H0ZM113 238H114V236H113ZM258 238H259L260 241H261V240L264 239V235H262L261 237H258ZM176 239H177V238H176ZM182 239H184V238H182ZM245 239H246V236H245V235H244V236L242 235V236L237 237L236 242L239 243V242H241V241H244ZM259 239H258V240L255 239V240H256V241H259ZM230 241H231V240L225 241V243L223 244V248L220 249V252H223V251H224L225 253L227 252V253L224 255V258H225L226 260H228L229 264H230L231 262H232V264H238V263L236 262V259H232L234 253H228V248H229L228 246H229V245H228L227 243L230 242ZM234 241H235V240H234ZM222 242H223V241H222ZM261 248H262V247H261ZM255 251H256V250H255ZM254 254H256V255H255L256 257L254 256V257H255V258H254V259H255V262L258 261V264H264V257H261L262 253L259 252V250H258V252H257V253L254 252ZM247 256H248V255H247ZM195 257H196V256H195ZM199 257H200V256H199ZM203 257H205V256H203ZM203 257H202V258H203ZM196 258H197V257H196ZM250 258H251V257H250ZM194 259H195V258H194ZM199 260H200V259H199ZM229 260H232V261H229ZM253 262H254V261H253ZM253 262L250 263V264H253ZM185 263H187V262H185ZM222 263H224V262H222ZM187 264H188V263H187ZM242 264H245V263H242Z\"/></svg>","mask_w":264,"mask_h":264}]
</instances>
